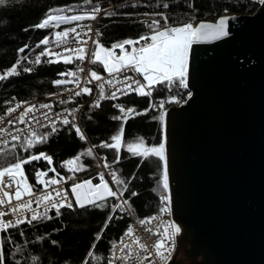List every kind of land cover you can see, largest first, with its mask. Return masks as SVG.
<instances>
[{"label": "trees", "instance_id": "1", "mask_svg": "<svg viewBox=\"0 0 264 264\" xmlns=\"http://www.w3.org/2000/svg\"><path fill=\"white\" fill-rule=\"evenodd\" d=\"M103 0H8L6 5L0 6V73L10 69L18 59L17 50L25 48L24 53L19 56H27L18 66V71L23 67H30L31 72L21 71L18 76H11L0 81V115L9 107L7 101L12 95L20 100H26L33 96H46L53 91L66 88V84L57 86L53 82L64 80L59 73L75 68L77 63L64 64L60 62L45 63L49 57H42L40 64L29 63L34 61L35 56L45 47L36 45L45 37L49 38V48L51 37L55 30L69 26L61 24L58 28H36L50 12L58 15L67 9L75 6H96ZM114 3H121L128 0H111ZM167 4L168 7H163ZM258 0H140L135 4H130L123 8L115 9L111 13L100 17L98 25L100 27L99 36H96L99 43L111 49L115 43H121L126 39H138L150 30L144 19L161 20V16L156 13H164L168 17V26H180L189 21L194 27L203 21H216L218 18L228 14H251L260 8ZM63 10V11H60ZM227 10V11H226ZM147 14V15H146ZM96 47V46H95ZM56 61V57H50ZM99 73H106L101 65L90 64ZM182 91L185 95L186 88L172 87L171 90L160 85L153 91L152 100L149 96H140L136 92L124 95L120 98L136 112L141 115L131 114L127 122L123 124V135L120 147V161L113 164L110 171L115 170L119 178L128 184L127 191L124 192V199L131 197L129 207L137 217H152L161 213L165 209L161 195L165 190L160 186L162 180V162L154 156L142 159L140 156L130 154L126 150V143H136L137 138H143L146 146L159 145L165 141L164 136V107H159L161 98H166L174 91ZM86 98L77 97L72 102L65 103L70 110L77 108L85 102ZM150 103L152 107L150 108ZM155 103L157 107H155ZM86 104L80 111V120L87 136V142L81 140L71 124L62 125L57 123L60 130L50 135L47 142L37 143L35 147L25 152L21 145L25 142L14 141L8 144V149L12 155L9 160L15 162L13 157L18 156L23 159L29 155L46 153L55 159L57 165L62 161L71 160L81 152L93 145L110 141L120 120L113 117L122 113L116 107L115 101L104 99L99 107L89 108ZM145 109H150L146 113ZM79 110L75 113L78 115ZM127 113V112H125ZM91 117V119H89ZM163 117V119H161ZM49 128H43L38 132H49ZM12 144L17 147L13 150ZM96 154H105L111 164L116 157L115 149L96 148L94 157H81L78 162L84 168L76 171L79 175H84L85 179H91L97 174L99 161ZM46 162L42 160L32 161L24 165V171L31 182H34V172L38 166L45 167ZM134 177V179H132ZM108 181V180H107ZM109 183V181H108ZM111 186V184L109 183ZM71 186H69L70 191ZM114 190V189H113ZM168 191V190H167ZM135 192L137 195L132 196ZM71 193V191H70ZM72 196V193H71ZM109 204L115 203L114 198H109ZM73 208L61 209L62 215L56 216L55 211L49 213L53 219L34 222L33 225H19L16 228L0 232V238L6 237L3 242V255L5 264H84L86 258L88 264H97L96 257L100 258L99 264H108L112 242L118 241L129 225V218L123 215L115 216L112 222L104 229L99 240L96 239L98 233L104 228L105 220L110 214V207L104 209L86 207L80 209L76 207L75 199L72 197ZM52 241H56L53 244ZM95 242V248L93 243ZM93 251L94 256L88 257L89 251Z\"/></svg>", "mask_w": 264, "mask_h": 264}, {"label": "water", "instance_id": "2", "mask_svg": "<svg viewBox=\"0 0 264 264\" xmlns=\"http://www.w3.org/2000/svg\"><path fill=\"white\" fill-rule=\"evenodd\" d=\"M225 16L227 37L192 45L191 95L164 117L180 228L167 264H264V4Z\"/></svg>", "mask_w": 264, "mask_h": 264}, {"label": "snow or ice", "instance_id": "3", "mask_svg": "<svg viewBox=\"0 0 264 264\" xmlns=\"http://www.w3.org/2000/svg\"><path fill=\"white\" fill-rule=\"evenodd\" d=\"M90 3L91 0H86ZM259 3L264 4V0H258ZM8 0H0V6L6 5ZM163 7L167 8L168 5L164 4ZM63 11V10H60ZM100 7L96 6L90 9L89 12L83 15H55L51 12L46 15L42 22L34 27L44 29V28H58L61 24H68L71 22L83 21L86 18L96 19V16L100 13ZM227 11V10H226ZM111 16L114 13H106ZM147 15V14H146ZM155 15L161 16L163 19V25L161 20L154 19L147 24L148 33L140 36L137 40L126 39L121 43H115L111 46V49L105 48L99 43L98 39H94L92 36H88V33L92 32L90 26H87V31L84 33L87 39H82L80 33L77 31V27H71L64 29L63 31L55 32L53 35L55 37V42L57 47H64V52L68 55H64L62 52H53L47 46L50 41L48 37L42 39L37 45L40 48L41 45L45 47L35 56L34 61H29V63L40 64L42 62V57H49L44 60L45 63L52 62H62L64 64L77 63V71H68L65 73H59L60 76H71L74 79L69 80H56L53 83L57 86L75 83L79 91L75 92V96H80L82 94H92V89L89 87H81L79 84V73L85 72L83 67L79 65L83 64L85 59H87L89 64H99L102 68L109 74V76L122 77V79H117L116 84H123V89H117L122 94L127 95L131 92H136L140 96H151L152 92L156 90L157 87L163 85L165 88L171 90L173 86L176 88H187L188 84L185 79L187 74V66L189 59V52L194 43L209 42L214 40H219L229 35L228 31V20L229 17H221L215 24H209L205 22H200L195 27L193 22L189 21L183 23L180 26H168V17L164 13H156ZM78 27H85L84 25H78ZM74 34L72 41L69 40V35ZM99 32H96V36H99ZM88 40H92L93 44L96 46L91 50L86 49ZM140 41H143L141 44ZM70 43H74L76 46H67ZM125 45L132 46L130 51L125 49ZM138 45V46H137ZM24 48L17 50L18 59L16 63L10 68L0 73V81L8 79L11 76L20 75L21 71L31 72L33 69L30 67H23L18 71V66L23 60H27V56H19L20 53L25 52ZM119 48L122 55L114 56L113 49ZM55 56L56 61H53L50 57ZM133 73L134 75H129ZM87 82L91 83L93 80L97 82L96 87L99 90V95L93 104L89 105V108L99 107L100 103L104 99H117V91H111L106 94L105 92V78L98 74L95 70H89L87 73ZM142 78V80H141ZM106 83L112 87L116 88V84L113 83L111 79H108ZM66 91H69L66 89ZM73 97H69L72 99ZM67 100L61 99L60 103L65 104ZM168 102L180 103L175 96H172ZM165 101H160L159 107H164ZM21 107L20 104L15 105V107H9L7 109V115H12ZM51 106L49 104H40L38 107L36 105H30L25 108L24 111L15 118V121L10 120L9 124H15L19 122L21 124L27 123L29 125L27 132L24 129H17L18 135H11L7 132V129H0V136L5 133L11 136L13 141H25L21 147L25 152H28L31 148L35 147L37 143L47 142L50 135L57 133L60 129L57 128V123L62 125L71 124V128L75 130L77 136L87 142V137L84 135L80 126L75 122V113L79 110L77 108L68 111L67 115L62 113H57V120H53L49 117L47 112L43 113V117L48 121L47 124H42L40 119L36 117L35 113L40 109H49ZM120 110L122 115L113 117L114 120L121 121V128L119 134H114L110 137L111 142H101L99 145H93L87 148L85 151L81 152L77 157L63 162L61 167L69 166V172H76L84 170L83 166L79 164L81 157H94V149L96 148H108L115 149L116 157L115 160L110 164L107 157H102V166L105 169H111L113 164H118L120 161V147L123 135V124L127 122V119L131 114L141 115L143 113L136 112L133 108H128L127 113L123 105H113ZM152 104L150 103V108ZM150 109H145L146 113ZM31 114V119L26 120V117ZM69 117H72L70 120ZM91 119V117H89ZM163 119V117H161ZM4 117L0 116V122H3ZM32 121H35L37 125L43 128H49V132H38L33 126ZM136 143H126V150L133 155L140 156L142 159L148 158L149 156H154L159 161L162 162L163 176L160 181V186L165 190L161 195V200L167 202L169 196L167 190L169 189V179H168V160L166 156L165 143L161 142L159 145L146 146L143 138H137ZM8 140H4L0 144V232H6V230L11 228H16L19 225H33L34 222L39 223L41 221L51 220L53 216L49 215V212L55 210L57 217L62 215L61 209L68 208L75 210L73 208V203L69 199L68 190L63 188H54L53 191H48L52 186L59 185L62 182L66 183L67 180H74L73 176H68L67 178L60 176V173L56 171L55 167H52V157L48 156L46 153H39L34 155H29L26 158H19L18 156L13 157L15 162L8 159L12 155L11 150L8 149ZM17 147L16 144H12L11 148L14 150ZM44 159L49 167L41 172H36V179L38 187L43 185V189L40 192L34 191V186L27 182V176L24 172V165L31 163L32 161H38ZM51 171L54 173L52 177L47 180L43 177L47 176V173ZM108 175L112 179V186L109 185L108 181L105 179V173H98V177L101 183L93 184L92 180H84L82 182H73L70 191L72 197L75 199L76 207L80 209H85L86 207L104 209L105 207H110V214L105 220L104 228L101 229V233H98L96 239L99 240L103 234L104 229L112 222L113 218L119 212L121 214L126 213L131 197L124 199V192L128 189V184L131 182L129 180L127 183L124 179L119 178L115 170L109 171ZM7 176V181L4 177ZM134 179V177L132 178ZM15 186L14 194H10L8 191H4V188H12ZM115 186V191L113 190ZM132 196L137 195L133 192ZM27 196L28 199H24ZM109 198H114L115 203L109 204ZM13 199L16 201L15 204L12 203ZM37 207L33 208V204ZM7 206V210H5ZM161 211H165L164 208ZM30 214V216L28 215ZM9 216L11 218L5 220L4 217ZM118 218H123L121 215ZM157 217H147L138 221L139 225L145 228L146 232L151 233L152 228L149 227ZM174 227L169 225V228ZM175 232L179 233L180 228L175 227ZM155 234H159L158 232ZM164 237L167 240H171V236L168 232V228L164 229ZM4 238H0V264H5L3 255V242ZM126 241H131V244L137 245L142 251L148 252V247L145 243L141 241V238L136 235L134 231V226L129 225L123 236L119 241L112 242V258L108 261V264H115L116 261H122L126 264V261L132 259V247L131 244ZM56 244V241H52ZM95 242L93 243V248H95ZM156 255L159 257L160 261L166 262L169 256L166 252L170 253L171 248L165 245L164 239L159 240L155 245ZM128 250L126 255L117 256V251L124 253ZM88 257H93V251H89ZM97 264H99L100 258L96 257ZM138 264H144V261L148 259L147 256L141 258L139 254L135 257ZM84 264H88L87 258Z\"/></svg>", "mask_w": 264, "mask_h": 264}, {"label": "built area", "instance_id": "4", "mask_svg": "<svg viewBox=\"0 0 264 264\" xmlns=\"http://www.w3.org/2000/svg\"><path fill=\"white\" fill-rule=\"evenodd\" d=\"M140 0H128L125 2H121V3H114L111 0H103L101 2H99L96 6L100 7L101 11L100 13L96 16V19L92 20L89 18H86L83 21H78V22H72L69 26L67 27H63L62 29H57L53 32V34L55 32L58 31H63L64 29H68L71 27H77V31L80 33V36L82 39H87V36L84 35V33L87 31V26H90L92 29V32L88 33V36H92L94 39H96V32L100 30V27L98 25L99 19L102 15L112 12L115 9H119V8H123L125 6H128L130 4H135L137 2H139ZM96 6H75V7H71L69 9H67L65 12H63L62 14H58V15H83L87 12L90 11L91 8L96 7ZM145 24L147 25L148 23L151 22V20L149 19H144ZM78 25H84L85 27H78ZM52 34L51 37V44L49 46V48L53 51V52H62L64 55H68V53L64 52V47L66 46H61V47H57L56 46V42H55V37ZM74 38V34L69 35V40L72 41ZM137 40V39H135ZM140 43L142 44L143 41H140ZM67 46H71V47H75L76 45L74 43H70ZM138 46V45H137ZM87 50H91L92 48L95 47V45L93 44L92 40H88L87 45L85 46ZM132 46L129 45H125V49L129 50L131 49ZM113 55L114 56H119L122 55L123 53L121 52V50L119 48L113 49ZM80 67H83L85 69V72H81L79 73V84L81 87H89L92 89V94L88 95V94H82L79 97H84L86 98L85 102L82 105H79L78 107L80 108L78 115L76 116V123L80 126V128L82 129L84 135L86 136V133L84 131L83 125L81 123L80 120V111L82 110V108L88 104V103H94V101L96 100V98L99 95V90L96 87L97 82L96 81H92L91 83L87 82V73L89 70H95L90 67V64L88 63L87 59H85L84 63L79 65ZM77 66L75 68H71L69 70H65L63 73L68 72V71H77ZM98 72V71H97ZM102 77L105 78V92L106 94L110 93L111 91H117V89H123L124 85L123 84H116L117 79H122V77H117V76H109V74L106 73H99ZM129 75H134L133 73H129ZM64 78V80H73L74 78L71 76H62ZM108 79H111L113 81L114 84H116V88H112L110 87L106 81ZM186 79V77H185ZM142 80V78H141ZM66 88L62 89V90H56L51 92L50 94L46 95V96H33L31 98H28L26 100H20L18 99L15 95H12L10 97V99L7 101L9 107H15V105L20 104L21 107L19 109H17L16 112H14L12 115H7V110L0 116L4 117L3 122H0V129H7V132L11 133V135H18L19 133L16 131L18 128L19 129H24L25 132H27V129L29 127V125L27 123L21 124L19 122H16L15 124H9V121H15V118L20 114V112L24 111L25 108L29 107L30 105H36L37 107L40 104H49L51 107L49 109H40L38 112L35 113L36 117L40 119L42 124H47L48 121L44 119L43 117V113L47 112L49 117H51L53 120H57V113H62L64 115H67V112H65V109H67L68 111H71L69 106L65 105V104H61L60 100L64 99L67 100L68 102H72L74 100H76L77 96H75V92L79 91L80 89L76 87L75 83H68L66 84ZM66 89H68L69 91H66ZM187 89V88H186ZM191 93L188 91L187 89V93L184 95L183 92L180 91H174V93L170 94L168 97L166 98H161L160 101H165L164 103V116L166 111L174 106H180L182 104H184L187 99L190 97ZM124 96V94H122L120 91H117V99H108V100H112L115 101V105H123L125 112H127L128 108H132V106H128L127 103L125 101H121L120 98ZM175 96L177 100L180 101V103H176V102H168V100L172 97ZM69 97H73L72 99H69ZM152 100L154 99L153 97V92L152 95L149 96ZM67 102V103H68ZM160 103V102H159ZM8 107V108H9ZM155 107H157V104L155 103ZM31 119V114H29L28 117H26V120H30ZM69 119L71 120L72 117H69ZM32 126L38 131L40 129H43V127H41L40 125H37L35 123V121H32ZM87 137V136H86ZM23 138V136H22ZM4 140H8L9 144L14 142L11 139V136L8 135L7 133H5L3 136H0V144H2V142ZM50 156V155H48ZM105 154H96V157L99 161V167L96 169L95 173L97 174L96 176H98V173L100 172H104L105 173V179L109 181V183L112 186V179L111 177L108 175V172L110 171L109 169H105L102 166V157H105ZM52 157V156H50ZM44 162H46L44 159H40ZM68 161V160H67ZM63 162L66 161H62L60 162L59 165L56 164L55 159L52 157V167H55L56 171L60 173V176H63L65 178H67L68 176H73L74 180H67L66 183L62 182L59 185H55L52 186L48 189V191H53L54 188H63V189H67L68 190V196L69 199L72 201V196L71 193L69 191V186H71L73 184V182H82L85 179L84 175H79L76 172L72 173L68 171V167L69 166H65V167H61V165L63 164ZM47 163V162H46ZM49 167V165L47 164L45 167L40 166L38 169L35 170L34 172V182H30V185L34 186V191L35 192H40L43 189V185H40L38 187H35L37 185V179H36V172L39 170L41 172L45 171L47 168ZM54 175L53 172L49 171L47 173V176L43 177V179L47 180L49 177H52ZM4 180L7 181V176L4 177ZM114 191L115 186H113ZM4 191H8L10 194H14L15 191V186H13L12 188H4ZM24 199H28L27 196L24 197ZM13 204L16 203V201L13 199L12 201ZM165 204V211H162L161 213L155 215V217H157V219L155 221L152 222V224L149 226L152 228V232H146L145 228L140 226L138 221L147 217H137L136 215H134V213L131 211L130 207L128 206V211L126 213H117V216L120 215H124L127 216L129 218V225L134 226V231L136 232V235H138L141 238V241L143 243H145L148 247V252H144L142 251L137 245L131 244V241H126L127 243L131 244V247L133 249L132 251V259H129L126 261V264H138L137 260L135 259V257L137 256V254H139V256L141 258L147 256L148 259H146L144 261V264H167L168 261L170 259H172V257L174 256L176 249H177V233L175 232V223H174V219H173V215H172V211H171V207L169 202H164ZM33 208L37 207V205L34 203ZM66 208V207H65ZM63 209V208H62ZM5 210H7V206H5ZM55 210L50 211L49 213L53 212ZM30 216V214H28ZM153 217V216H152ZM11 217L9 216H5L4 219L7 220ZM128 225V226H129ZM169 225H173L174 227L169 228ZM128 228V227H127ZM168 228V232L171 236V240H167L164 237V229ZM159 233V234H155V233ZM124 234V233H123ZM123 234L121 236H123ZM121 238V237H120ZM161 239H164L165 241V245L169 246L171 248L170 253L166 252V255L169 256V259L164 262V261H160L159 257L156 255V250L154 245ZM119 241V240H118ZM128 252V250H125L124 253H121L119 251H117L116 255L117 256H121V255H126ZM112 258V251L110 252V256H109V260ZM115 264H124V262L122 261H116Z\"/></svg>", "mask_w": 264, "mask_h": 264}, {"label": "rangeland", "instance_id": "5", "mask_svg": "<svg viewBox=\"0 0 264 264\" xmlns=\"http://www.w3.org/2000/svg\"><path fill=\"white\" fill-rule=\"evenodd\" d=\"M228 15H231V14H228ZM106 48V47H105ZM121 128V124L118 125L117 129H116V132L115 134H119V130ZM40 166L37 167V169L39 168ZM25 172V171H24ZM25 175L27 176V174L25 173ZM27 182L30 184L29 180H28V176H27ZM167 194L169 196V192L167 191Z\"/></svg>", "mask_w": 264, "mask_h": 264}, {"label": "bare ground", "instance_id": "6", "mask_svg": "<svg viewBox=\"0 0 264 264\" xmlns=\"http://www.w3.org/2000/svg\"><path fill=\"white\" fill-rule=\"evenodd\" d=\"M167 202H169V200Z\"/></svg>", "mask_w": 264, "mask_h": 264}]
</instances>
